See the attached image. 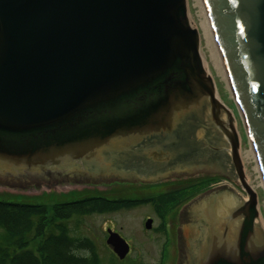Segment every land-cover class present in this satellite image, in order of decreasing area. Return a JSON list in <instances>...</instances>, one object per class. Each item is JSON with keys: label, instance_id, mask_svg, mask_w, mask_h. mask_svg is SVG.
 Returning a JSON list of instances; mask_svg holds the SVG:
<instances>
[{"label": "water", "instance_id": "1", "mask_svg": "<svg viewBox=\"0 0 264 264\" xmlns=\"http://www.w3.org/2000/svg\"><path fill=\"white\" fill-rule=\"evenodd\" d=\"M203 2L264 182V0ZM241 153L189 0H0L9 186L226 177L243 195L220 185L191 199L171 264H264V221ZM107 234L124 260L128 244Z\"/></svg>", "mask_w": 264, "mask_h": 264}, {"label": "rangeland", "instance_id": "2", "mask_svg": "<svg viewBox=\"0 0 264 264\" xmlns=\"http://www.w3.org/2000/svg\"><path fill=\"white\" fill-rule=\"evenodd\" d=\"M190 14L196 23L198 30H201V12L195 0H189ZM199 14V15H198ZM200 28V29H199ZM200 38L203 37L202 30L199 31ZM202 35V36H201ZM201 52L206 60L212 77L216 83L218 93L222 102L230 108L236 118L237 127L242 138V159L250 186L256 191L259 197L260 211L264 221V191L260 185L259 174L254 171L255 164L244 159L249 151L250 143L246 138L245 130L238 114L236 105L230 95L223 78L217 73L214 60L209 57L210 51L206 47L204 37L201 39ZM1 178V177H0ZM214 179V180H211ZM0 200L23 204H42L51 214V208L57 203L69 202L94 196L110 200H142L152 196L163 194L168 191L178 190L179 202L164 211V215L158 217L153 206L142 205L134 209L121 210L112 214L77 216L71 218L66 226L70 235L76 238L89 239L96 250L100 264H171L175 252L178 231L180 229V214L192 197H196L209 189L220 185H227L241 195L239 187L226 177L199 176L196 179L171 180L160 186H151L142 183H112L85 186H64L53 188V184L46 183L42 187H30V191H24L20 186L11 187L0 179ZM214 183V184H213ZM212 185V186H211ZM50 188V190H48ZM28 189V188H27ZM26 190V189H25ZM153 220L152 228L145 229L146 219ZM164 221H163V219ZM164 225V234L156 230ZM111 229L118 233L127 243L131 245V254L124 260L119 261L106 246V230Z\"/></svg>", "mask_w": 264, "mask_h": 264}, {"label": "trees", "instance_id": "3", "mask_svg": "<svg viewBox=\"0 0 264 264\" xmlns=\"http://www.w3.org/2000/svg\"><path fill=\"white\" fill-rule=\"evenodd\" d=\"M182 193L148 200H110L94 196L52 206L0 200V264H100L93 243L70 235L73 217L104 215L155 204L161 214ZM161 211V212H160Z\"/></svg>", "mask_w": 264, "mask_h": 264}, {"label": "bare ground", "instance_id": "4", "mask_svg": "<svg viewBox=\"0 0 264 264\" xmlns=\"http://www.w3.org/2000/svg\"><path fill=\"white\" fill-rule=\"evenodd\" d=\"M195 1L197 3V6H198L200 12H201L202 20H201V22H199V24H200V28H201L202 33H203V37H204V40L206 43V47L210 51L209 57L212 59V61L214 60L213 64L217 70V73L223 78V80L227 86V89L229 90L230 95L232 96V92L230 89V85H229L228 77H227L226 70L224 67V63L221 59V55H220V52H219V49H218V46H217V43H216V40L214 37V33H213V30H212V27L210 24V20H209L204 2H203V0H195ZM197 29H198V27H197ZM201 30H199V31L201 32ZM249 147H250L249 151H247L246 154L244 155V159L246 158L248 161L254 162V164H255L254 171L259 174V180H261L260 185L262 186L263 191H264V182H263L261 172H260V169H259V166L257 163L255 151H254L251 143H250Z\"/></svg>", "mask_w": 264, "mask_h": 264}, {"label": "flooded vegetation", "instance_id": "5", "mask_svg": "<svg viewBox=\"0 0 264 264\" xmlns=\"http://www.w3.org/2000/svg\"><path fill=\"white\" fill-rule=\"evenodd\" d=\"M166 183H168V182H166ZM162 184H164V183H161V184H158V185H151V186H160V185H162ZM175 191H178V190H175ZM175 191H168V192H165V193H163V194H158V195H156V196H152V197H150L149 198V200L150 199H157V198H161V197H165V196H168L169 194H172L173 192H175ZM199 194V193H198ZM118 200V199H117ZM140 200V199H139ZM142 200H148V199H142ZM143 205H149V206H153V209H154V211L158 214V217H161L162 215H164L163 213H164V211L162 210V212H161V214L159 213V212H157V208H156V206H155V204L153 205V204H151V203H147V204H143ZM142 206V205H141ZM170 206H168L166 209H168ZM137 208V207H136ZM132 209H134V208H132ZM163 219V218H162ZM147 220H151L152 221V224H153V220L152 219H150V218H147L146 219V221ZM163 221H164V219H163ZM109 229V228H108ZM107 229V230H108ZM114 232V231H113ZM156 232H160V233H163L164 234V232H166L165 231V227H164V225H160V227L156 230ZM128 245H129V248H130V250H129V253H128V255H130L131 254V245L128 243ZM113 253V252H112ZM127 255V256H128Z\"/></svg>", "mask_w": 264, "mask_h": 264}]
</instances>
